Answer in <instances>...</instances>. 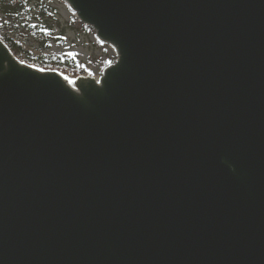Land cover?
Listing matches in <instances>:
<instances>
[{"label": "water", "instance_id": "obj_1", "mask_svg": "<svg viewBox=\"0 0 264 264\" xmlns=\"http://www.w3.org/2000/svg\"><path fill=\"white\" fill-rule=\"evenodd\" d=\"M98 79L0 40V264H264V0H60Z\"/></svg>", "mask_w": 264, "mask_h": 264}, {"label": "rangeland", "instance_id": "obj_2", "mask_svg": "<svg viewBox=\"0 0 264 264\" xmlns=\"http://www.w3.org/2000/svg\"><path fill=\"white\" fill-rule=\"evenodd\" d=\"M54 11L53 35L63 32L64 43L57 45L48 44L47 49L41 48V42L37 36L24 31L19 25L4 24L0 15V40L16 44L22 51L20 61L23 62L24 54H31L35 58H65L75 61L84 68V71L76 76H64L75 78L89 76L98 79L104 68L112 65L116 56L112 49L99 44L95 33L80 24L74 14L60 0H43Z\"/></svg>", "mask_w": 264, "mask_h": 264}, {"label": "trees", "instance_id": "obj_3", "mask_svg": "<svg viewBox=\"0 0 264 264\" xmlns=\"http://www.w3.org/2000/svg\"><path fill=\"white\" fill-rule=\"evenodd\" d=\"M0 15L4 24L19 25L24 31L38 37L41 48L47 49L53 42L57 45L64 43L63 32L55 36L52 32L54 11L43 0H0ZM11 53L18 60L22 51L12 42H5ZM23 63L42 70H54L68 76H76L84 68L71 59L65 58H35L31 54H24Z\"/></svg>", "mask_w": 264, "mask_h": 264}]
</instances>
